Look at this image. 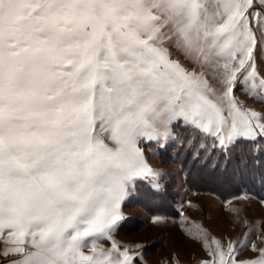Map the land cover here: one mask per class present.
Instances as JSON below:
<instances>
[{
    "label": "snow or ice",
    "instance_id": "6c2138e0",
    "mask_svg": "<svg viewBox=\"0 0 264 264\" xmlns=\"http://www.w3.org/2000/svg\"><path fill=\"white\" fill-rule=\"evenodd\" d=\"M260 52L264 0H0L6 264H141L139 244H98L137 180L160 190L141 143L176 127L226 155L264 141V114L236 96L264 105ZM204 246L203 264H264L255 243L237 259L247 233Z\"/></svg>",
    "mask_w": 264,
    "mask_h": 264
},
{
    "label": "rangeland",
    "instance_id": "374dc122",
    "mask_svg": "<svg viewBox=\"0 0 264 264\" xmlns=\"http://www.w3.org/2000/svg\"><path fill=\"white\" fill-rule=\"evenodd\" d=\"M257 69L264 76V52L258 54ZM236 96L245 107L264 114V105L258 101L241 91H237ZM176 128L166 141H143L140 145L149 166L161 174L160 190L151 188L150 178L137 180L121 204L124 219L119 222L112 239L99 240L98 244L106 250L112 241L130 248L139 244L142 247L135 250L142 254L141 264H203L211 259L205 250V240L211 244L216 239L227 245L229 241L240 242L247 233L248 246L239 252L237 259L258 258L259 251H252L251 245L255 243L257 249L264 248V200L245 191L221 200L215 194L187 188L184 172L190 165L182 168L177 163L181 158L178 145L184 143L181 151H185L189 144H193V152L199 151L201 160L219 146L214 147L213 138L194 133L196 130ZM210 147L214 149L210 150ZM143 186L153 194H162L160 204L152 202L150 211L139 198L145 190ZM160 207L171 211L169 214L160 213ZM155 217L160 219L153 222ZM5 248L0 239V264L16 258L3 255Z\"/></svg>",
    "mask_w": 264,
    "mask_h": 264
},
{
    "label": "trees",
    "instance_id": "16d2710c",
    "mask_svg": "<svg viewBox=\"0 0 264 264\" xmlns=\"http://www.w3.org/2000/svg\"><path fill=\"white\" fill-rule=\"evenodd\" d=\"M194 133L199 134L197 131ZM183 144L178 145L177 152L181 154V158L177 163L182 168L190 165L186 171L184 170L187 188L215 194L221 200L236 197L244 191L264 200V141L242 143L232 149L228 155L218 147L215 152L210 151L202 160L199 151L193 152V144H189L185 151H181L185 147ZM213 149L210 147V150ZM144 188L139 198L146 210L150 211L152 202L160 204L162 194H153L148 188ZM159 210L158 212L164 214H169L171 211L168 212V209L165 210L163 207Z\"/></svg>",
    "mask_w": 264,
    "mask_h": 264
}]
</instances>
